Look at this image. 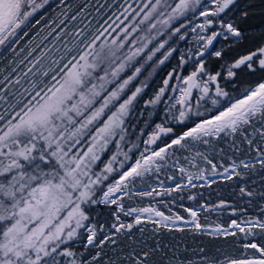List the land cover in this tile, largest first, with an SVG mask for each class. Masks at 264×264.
I'll use <instances>...</instances> for the list:
<instances>
[{"label": "snow or ice", "instance_id": "snow-or-ice-1", "mask_svg": "<svg viewBox=\"0 0 264 264\" xmlns=\"http://www.w3.org/2000/svg\"><path fill=\"white\" fill-rule=\"evenodd\" d=\"M0 264H264V0H0Z\"/></svg>", "mask_w": 264, "mask_h": 264}]
</instances>
